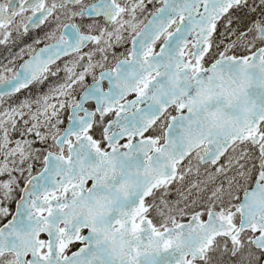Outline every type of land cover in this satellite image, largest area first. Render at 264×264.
Segmentation results:
<instances>
[{
	"label": "snow or ice",
	"instance_id": "snow-or-ice-1",
	"mask_svg": "<svg viewBox=\"0 0 264 264\" xmlns=\"http://www.w3.org/2000/svg\"><path fill=\"white\" fill-rule=\"evenodd\" d=\"M0 264H264V0H0Z\"/></svg>",
	"mask_w": 264,
	"mask_h": 264
}]
</instances>
